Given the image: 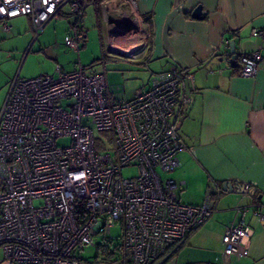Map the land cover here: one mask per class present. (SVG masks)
I'll return each mask as SVG.
<instances>
[{
	"label": "built area",
	"instance_id": "built-area-1",
	"mask_svg": "<svg viewBox=\"0 0 264 264\" xmlns=\"http://www.w3.org/2000/svg\"><path fill=\"white\" fill-rule=\"evenodd\" d=\"M112 1L128 19H138L136 0ZM97 2L0 0V25L8 31L10 19L27 16L35 41L66 13L73 20L64 44L79 52L86 9ZM251 35L264 39V30ZM262 57L260 50L240 55L239 75L254 77ZM183 83L182 71L174 70L118 101L105 71L86 75L80 67L15 78L0 111V264H92L75 251L94 245L96 235L120 243L123 264H153L200 227L213 212L211 202L183 204V181L160 176L179 166L183 143L172 119ZM96 131L108 137L100 141ZM60 139L70 144L59 146ZM98 145L104 148L97 151ZM127 166H136L138 175L122 178ZM233 209L238 218L222 237L223 253L244 258L252 230L243 218L246 207Z\"/></svg>",
	"mask_w": 264,
	"mask_h": 264
},
{
	"label": "crops",
	"instance_id": "crops-1",
	"mask_svg": "<svg viewBox=\"0 0 264 264\" xmlns=\"http://www.w3.org/2000/svg\"><path fill=\"white\" fill-rule=\"evenodd\" d=\"M111 1L91 4L87 23L104 33L110 53L144 63L150 71L146 84L131 96L124 86L113 88L114 83L107 81L113 97L128 100L153 78L182 71L183 89L172 121L183 149L177 154L178 168L168 177L183 181V204L201 206L208 199L213 208L200 227L153 264H264V220L255 214L264 215V57L254 77H242L238 61L230 65L225 45L226 40L233 42L238 57L255 50L264 56V39L251 35L252 29L264 30V0H136L138 19L122 24L108 16L107 5H101L110 2L117 8ZM197 7L202 9L200 19L192 17ZM69 17L63 13L51 21L58 20V26L60 19ZM7 23L8 31L0 25V111L12 81L27 79L17 67L34 41L25 49L30 39L25 24L33 36L27 16ZM70 24L62 30L64 37ZM53 30L47 35L58 34ZM57 69L64 72L59 65L56 73ZM43 75L47 74L39 76ZM224 183H231V190L224 191ZM239 185H248L249 192L243 193ZM238 203L246 207L243 218L252 236L246 257L226 258L222 237L238 218L233 209Z\"/></svg>",
	"mask_w": 264,
	"mask_h": 264
},
{
	"label": "rangeland",
	"instance_id": "rangeland-1",
	"mask_svg": "<svg viewBox=\"0 0 264 264\" xmlns=\"http://www.w3.org/2000/svg\"><path fill=\"white\" fill-rule=\"evenodd\" d=\"M92 8L93 6H89L86 9L83 18V25L85 26L87 37L84 42L85 44L81 46L79 52L67 48L64 44L62 30L68 23L72 22V17L60 19L58 26H56L58 20L51 21L45 28V34L39 36L37 41H33L34 43L32 42L31 47L29 46L31 45L33 36L25 24L23 28L29 33L30 39L25 44V49L29 47L28 53H22L21 57H19L21 59L17 69L20 68L22 70L21 78H34L45 73L50 76L57 75L54 70L55 66L59 65L63 68L62 70L64 72H73L82 67L86 75L100 74L105 71L108 83L113 82V88L124 86L128 96H131L135 88L145 85L150 76V71L145 67V64L130 62L116 52L110 53L104 33H100L94 24L87 23L86 15L93 13ZM54 27L56 28L54 29ZM53 29L58 34L50 33L47 35L46 31ZM39 45H41V51ZM59 104L64 106L66 101H61ZM95 137L103 141L108 137V134L96 131ZM57 143L59 146H68L70 140L60 139ZM103 148V146L98 145L97 151H101ZM138 172L139 170L136 166H127L121 169V176L124 179H129L137 176ZM160 176L162 178H168L169 174L160 173ZM111 236L118 240L120 230L118 228L112 229ZM93 241L94 245L82 247L81 250L76 249L75 251L79 258L92 264L100 261L103 257L100 245L104 243L101 235L94 236ZM2 259L3 252L0 249V261Z\"/></svg>",
	"mask_w": 264,
	"mask_h": 264
},
{
	"label": "water",
	"instance_id": "water-1",
	"mask_svg": "<svg viewBox=\"0 0 264 264\" xmlns=\"http://www.w3.org/2000/svg\"><path fill=\"white\" fill-rule=\"evenodd\" d=\"M107 12H108V16L111 17L112 19H114L116 21V23L118 24H122L125 23L128 18L119 10H116L112 7L111 4L107 5ZM192 17L196 18V19H200L202 18V9L201 7H197L193 12H192ZM229 51H230V60L229 63L232 67H234L235 65H237V59L238 56L235 53V48H234V43L231 42L228 46ZM231 183H224L222 188L224 191H229L231 190ZM239 190L242 189V186H238Z\"/></svg>",
	"mask_w": 264,
	"mask_h": 264
},
{
	"label": "trees",
	"instance_id": "trees-1",
	"mask_svg": "<svg viewBox=\"0 0 264 264\" xmlns=\"http://www.w3.org/2000/svg\"><path fill=\"white\" fill-rule=\"evenodd\" d=\"M120 243L118 242H104L100 247L102 248L103 257L100 261H96L93 264H123L124 256L120 251ZM167 253L164 255L166 256ZM123 259V260H122ZM125 263H128V259L125 258Z\"/></svg>",
	"mask_w": 264,
	"mask_h": 264
}]
</instances>
